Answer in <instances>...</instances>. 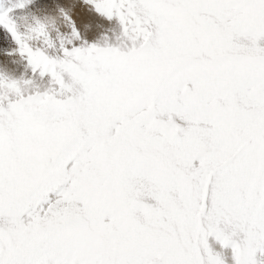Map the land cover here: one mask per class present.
Listing matches in <instances>:
<instances>
[{"label":"snow or ice","instance_id":"6c2138e0","mask_svg":"<svg viewBox=\"0 0 264 264\" xmlns=\"http://www.w3.org/2000/svg\"><path fill=\"white\" fill-rule=\"evenodd\" d=\"M120 43L5 30L33 74L0 76V264H235L264 251V0H84Z\"/></svg>","mask_w":264,"mask_h":264},{"label":"rangeland","instance_id":"374dc122","mask_svg":"<svg viewBox=\"0 0 264 264\" xmlns=\"http://www.w3.org/2000/svg\"><path fill=\"white\" fill-rule=\"evenodd\" d=\"M14 3L15 0H0V11L12 6ZM70 4L71 3L70 1L68 3V0H31V3L26 8L17 10L13 13V16L19 26V30L23 33H28L29 28L35 26L37 21H40L47 26V40L44 37H40L39 39L29 41V43L34 49H43L51 56L61 55V44L63 43L67 45V40L71 38V33H68V31L62 32V28L65 26L64 21H68L69 24L72 25L71 22L65 18L66 15L75 21L78 28L79 22L82 23L81 17L86 15L90 16L91 12L93 16L92 21L94 23L92 28L87 32L91 35L89 36V39L103 42L104 38L107 37L110 43L121 42L117 39L120 35V30L114 22H109L106 19L99 17L90 6L85 4L84 0H80L76 5L74 2H72V6ZM62 23L64 24L63 27L59 26L62 25ZM95 30L98 32H95ZM99 34L103 36H100ZM3 60H6L9 65H3V67H0V76L8 79L31 80L29 75L33 74V72L28 65L27 57L21 56L19 46L16 42L5 30L0 29V62ZM23 73L26 76L23 77ZM50 86V79L45 75L40 77L37 82H33V85L28 87V91H35L37 88L44 90ZM208 244L213 252L220 253L221 258L224 260V264H235L232 248L230 246L223 247L221 243L216 240L214 235L208 237ZM256 260L257 264H264V251L256 252Z\"/></svg>","mask_w":264,"mask_h":264},{"label":"bare ground","instance_id":"6f19581e","mask_svg":"<svg viewBox=\"0 0 264 264\" xmlns=\"http://www.w3.org/2000/svg\"><path fill=\"white\" fill-rule=\"evenodd\" d=\"M69 1H70V5L72 6V2H74V4L76 5L78 2H80V0H68V3H69ZM73 4V5H74ZM75 5H74V7H75ZM74 9V8H73ZM87 16V15H86ZM86 16H82L81 17V21H82V23L81 22H79V25H78V29L81 31V35L83 36V37H88L89 38V36H91L89 33H87L91 28H92V26H93V21H92V19H93V16H92V13L90 12V16L88 17H86ZM65 22V26H64V28H62L63 27V23ZM63 23H62V25H59V26H62L61 28H62V32H66V31H68V33H71L72 34V25H70L69 24V22L68 21H64ZM89 24V25H88ZM99 26H101V25H99ZM70 27V28H69ZM102 27V26H101ZM100 27V28H101ZM60 28V27H59ZM108 28V27H107ZM98 29V28H97ZM102 29V28H101ZM109 29V28H108ZM64 30V31H63ZM105 31V30H104ZM104 31H102V32H104ZM95 32H98V31H96L95 30ZM110 34V33H109ZM67 35V34H66ZM70 35V34H69ZM100 35V34H99ZM98 35V36H99ZM104 35H106V34H104ZM111 35V34H110ZM100 36H103V35H100ZM4 63V64H3ZM6 63V64H5ZM3 65H9V63L6 61V60H3L2 62H0V67H3ZM16 71V70H15ZM22 76L24 77V76H26L24 73L22 74ZM29 77L31 78V80L33 81V82H37L39 79H40V75H39V73H35V74H30L29 75Z\"/></svg>","mask_w":264,"mask_h":264}]
</instances>
